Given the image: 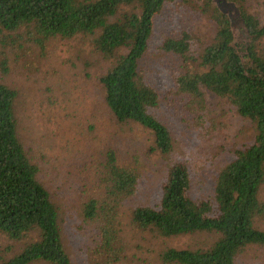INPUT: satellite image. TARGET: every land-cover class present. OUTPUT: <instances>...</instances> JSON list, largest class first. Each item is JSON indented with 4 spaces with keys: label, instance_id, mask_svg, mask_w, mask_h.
<instances>
[{
    "label": "trees",
    "instance_id": "trees-1",
    "mask_svg": "<svg viewBox=\"0 0 264 264\" xmlns=\"http://www.w3.org/2000/svg\"><path fill=\"white\" fill-rule=\"evenodd\" d=\"M227 1L237 6L242 25H232L212 0H203L198 10L190 8L214 24L211 41L196 49L200 39L181 30L165 36L159 47L182 57L183 70L174 79L176 90L194 115L199 136L209 134L213 124L207 119L205 90L225 98L239 116L248 119L254 135L215 172L210 195L196 198L190 192L194 161L173 160L165 171L158 201L132 209L131 223L160 237L214 234V240L202 247L164 249L160 253L164 264H235L246 246H264V230L256 225L264 218L260 198L264 185V20L252 15L244 0ZM180 2L188 6V0ZM180 2L0 0V75L8 70V47L15 58H21L34 45L42 53L53 38L90 37L93 50L112 61L98 79L107 108L117 122L131 121L148 129L154 150L167 154L173 139L154 114L159 96L143 78L139 62L148 47L154 18L166 5ZM17 95L16 88L0 80V233L21 243L18 251L1 256L0 264H73L61 238L58 206L18 137ZM102 166V192L85 204L84 217L97 228L94 264H117L125 252L120 207L137 192L140 173L132 165H119L110 149Z\"/></svg>",
    "mask_w": 264,
    "mask_h": 264
},
{
    "label": "rangeland",
    "instance_id": "rangeland-1",
    "mask_svg": "<svg viewBox=\"0 0 264 264\" xmlns=\"http://www.w3.org/2000/svg\"><path fill=\"white\" fill-rule=\"evenodd\" d=\"M244 1L252 15L264 20V0ZM183 3L166 5L154 18L148 47L139 62L143 78L159 96L154 114L173 139L167 154L154 150V138L148 129L131 121L117 122L107 108L98 79L112 61L93 50L90 37L53 38L42 53L34 45L21 58H15L14 50L7 48L8 70L0 80L18 91L14 107L18 137L38 165L39 179L58 206L61 238L73 264H94L97 228L84 217V206L102 192L100 176L109 149L115 152L119 165H132L140 173L137 192L120 207L125 252L117 264H164L160 259L164 249L202 247L215 238L205 233L165 238L131 223L136 205L158 201L165 171L173 160L197 164L190 192L202 198L211 194L215 172L254 135L248 119L239 116L225 98L206 90L207 119L213 124L209 134H197L194 115L177 92L174 80L183 70L182 57L163 51L159 44L165 36L188 30L200 39L195 46L200 49L211 41L215 26L192 10L202 7L203 0H188V6ZM260 198L264 200V185ZM256 225L264 230V218ZM20 246V242L0 233V257L10 256ZM235 264H264V246H246L236 256Z\"/></svg>",
    "mask_w": 264,
    "mask_h": 264
},
{
    "label": "water",
    "instance_id": "water-1",
    "mask_svg": "<svg viewBox=\"0 0 264 264\" xmlns=\"http://www.w3.org/2000/svg\"><path fill=\"white\" fill-rule=\"evenodd\" d=\"M213 2L223 13H226L230 17V19L232 20V25L238 23L239 26L242 25L240 13L235 3L227 0H213Z\"/></svg>",
    "mask_w": 264,
    "mask_h": 264
}]
</instances>
